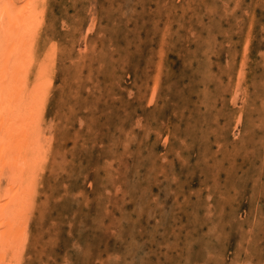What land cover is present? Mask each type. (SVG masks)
Masks as SVG:
<instances>
[{"label": "rangeland", "instance_id": "rangeland-1", "mask_svg": "<svg viewBox=\"0 0 264 264\" xmlns=\"http://www.w3.org/2000/svg\"><path fill=\"white\" fill-rule=\"evenodd\" d=\"M35 3L13 264H264V0Z\"/></svg>", "mask_w": 264, "mask_h": 264}, {"label": "bare ground", "instance_id": "bare-ground-1", "mask_svg": "<svg viewBox=\"0 0 264 264\" xmlns=\"http://www.w3.org/2000/svg\"><path fill=\"white\" fill-rule=\"evenodd\" d=\"M35 2L0 0V264H13L22 255L20 248L26 224L24 199L28 202V198L24 197L27 196L25 193H29L28 185L27 192L23 189L25 175L29 167H36L42 159L36 150L41 148L38 137L43 131L40 132V128L45 101L41 98L44 97V84L47 83L43 77L44 68L41 67L37 73L40 80L32 88L29 87L30 72L35 65L33 40L30 37L35 36L33 33L40 19Z\"/></svg>", "mask_w": 264, "mask_h": 264}]
</instances>
